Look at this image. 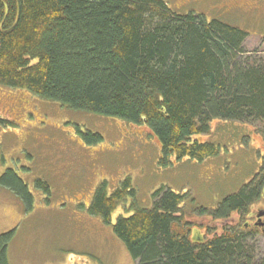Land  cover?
<instances>
[{
  "label": "trees",
  "instance_id": "obj_1",
  "mask_svg": "<svg viewBox=\"0 0 264 264\" xmlns=\"http://www.w3.org/2000/svg\"><path fill=\"white\" fill-rule=\"evenodd\" d=\"M247 36L218 19L177 14L163 0H0V85L144 124L159 141L161 163L169 156L201 161L217 153L213 142L195 138L207 134L214 119L259 122L264 140V53L243 57ZM8 123L0 116L1 125ZM91 135L92 143L101 139ZM258 174L263 178L264 166ZM263 180L252 178L215 208L193 212L216 222L246 211ZM0 183L30 197L11 170ZM104 186L96 188L88 210L111 224L134 264L256 263L251 237L234 227L191 239L185 194L161 186L150 207L132 204L129 214L112 220L134 189L128 177L110 194ZM10 237L0 236V264H8Z\"/></svg>",
  "mask_w": 264,
  "mask_h": 264
},
{
  "label": "rangeland",
  "instance_id": "obj_2",
  "mask_svg": "<svg viewBox=\"0 0 264 264\" xmlns=\"http://www.w3.org/2000/svg\"><path fill=\"white\" fill-rule=\"evenodd\" d=\"M163 1L177 14L202 15L245 31L243 57L264 53L263 12L221 11L217 0ZM0 116L9 121L0 124V178L11 170L30 196L23 199L0 183V236L11 232L8 264H134L111 224L88 210L99 184L105 182L110 194L127 177L134 193L111 212L112 220L129 214L132 204L150 207L151 194L164 186L185 194L183 216L194 221L195 236L219 234L223 221L193 210L215 208L249 182L264 149L259 122L214 119L209 132L200 135L218 147L214 156L201 161L169 156L164 164L159 141L144 124L70 109L4 85ZM94 133L101 139L92 143ZM248 245L255 264H263L264 235Z\"/></svg>",
  "mask_w": 264,
  "mask_h": 264
},
{
  "label": "flooded vegetation",
  "instance_id": "obj_3",
  "mask_svg": "<svg viewBox=\"0 0 264 264\" xmlns=\"http://www.w3.org/2000/svg\"><path fill=\"white\" fill-rule=\"evenodd\" d=\"M214 5L215 7L220 8L221 11H227V12L239 11L245 13V12L261 11L264 13V0H230V1L217 0L216 3L214 2ZM262 15L264 17V14ZM195 138H197L200 141H209V140H204V138L200 135H197ZM261 141L264 146V140L262 138ZM262 153L263 155L260 159L261 160L260 167L264 166V149ZM259 171L260 169L255 173L256 176L255 174L253 175L252 177L253 179L254 178H256V180L257 179L259 180L260 178L262 180L264 179V176L262 178V176L258 174ZM262 171L260 172V174L262 173ZM233 213H236V217L230 219ZM221 221L224 222V224L221 226V231L225 226L234 227L237 231L243 232L248 237H251L250 240H254L257 234L264 235V180H263V184L260 187V191L257 194L256 200L248 206L246 211H234L227 218ZM190 222H194V221L192 220ZM195 226L196 225L193 224L190 230L191 239L201 240V238H206L205 236H200V235L195 236V234L198 233L196 228L193 229V227ZM208 229L210 230V228Z\"/></svg>",
  "mask_w": 264,
  "mask_h": 264
}]
</instances>
